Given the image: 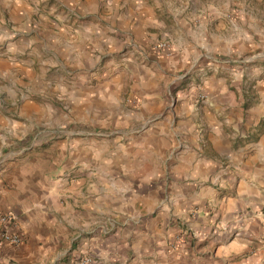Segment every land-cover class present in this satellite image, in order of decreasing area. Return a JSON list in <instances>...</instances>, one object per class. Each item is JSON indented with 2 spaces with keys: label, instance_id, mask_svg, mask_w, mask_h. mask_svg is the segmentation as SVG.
<instances>
[{
  "label": "crops",
  "instance_id": "crops-1",
  "mask_svg": "<svg viewBox=\"0 0 264 264\" xmlns=\"http://www.w3.org/2000/svg\"><path fill=\"white\" fill-rule=\"evenodd\" d=\"M161 1L0 0V264H264V81Z\"/></svg>",
  "mask_w": 264,
  "mask_h": 264
},
{
  "label": "rangeland",
  "instance_id": "rangeland-1",
  "mask_svg": "<svg viewBox=\"0 0 264 264\" xmlns=\"http://www.w3.org/2000/svg\"><path fill=\"white\" fill-rule=\"evenodd\" d=\"M158 1L160 5L162 1ZM166 1L172 7L183 4L192 6L199 12L200 10L205 12L207 19L198 16L193 25L198 32L200 41L202 40V43L207 41L210 49L199 50L203 56L195 64V69H198L196 72L200 73L199 77L210 74L206 69L202 71L199 65L202 60L207 58L209 52L210 56L216 59H212L213 63L220 61L222 64L231 65L233 73L243 74L249 82V101H246L243 105L251 108L260 99L258 94H252V92L259 88L261 81H264V0ZM49 4L52 6L54 3L50 2ZM37 16L35 15L36 19H38ZM47 22L49 23L47 27L53 28L52 21L47 19ZM157 29L156 27L151 29V33H157ZM179 33V31H174L170 34L176 40L183 42V38L186 37L181 38ZM158 38H160L159 35ZM217 43L221 44L218 45ZM155 48L160 52L165 50L164 48L160 49L158 46H155ZM142 49L145 50L139 48V50ZM142 51L140 52L143 53L144 51ZM148 52H150L149 49ZM192 70L188 72V75ZM249 114L251 113L249 112Z\"/></svg>",
  "mask_w": 264,
  "mask_h": 264
},
{
  "label": "built area",
  "instance_id": "built-area-1",
  "mask_svg": "<svg viewBox=\"0 0 264 264\" xmlns=\"http://www.w3.org/2000/svg\"><path fill=\"white\" fill-rule=\"evenodd\" d=\"M160 49L167 47V42L161 41L157 44ZM264 216V209L262 210ZM12 214H0V252L2 251L5 244L10 243L13 245H19L22 242V237L18 233L11 232L7 224L13 220ZM92 259L90 257L81 258L77 264H90Z\"/></svg>",
  "mask_w": 264,
  "mask_h": 264
}]
</instances>
